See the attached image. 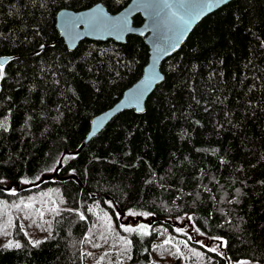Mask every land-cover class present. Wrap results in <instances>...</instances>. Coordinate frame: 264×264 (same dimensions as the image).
Here are the masks:
<instances>
[{"label": "trees", "instance_id": "obj_1", "mask_svg": "<svg viewBox=\"0 0 264 264\" xmlns=\"http://www.w3.org/2000/svg\"><path fill=\"white\" fill-rule=\"evenodd\" d=\"M130 1L0 0V57L13 58L0 78V264H264V0L204 18L145 113L118 114L82 149L148 48L130 36L69 52L55 15ZM129 213L151 222L129 227ZM184 218L220 251L179 231Z\"/></svg>", "mask_w": 264, "mask_h": 264}, {"label": "water", "instance_id": "obj_2", "mask_svg": "<svg viewBox=\"0 0 264 264\" xmlns=\"http://www.w3.org/2000/svg\"><path fill=\"white\" fill-rule=\"evenodd\" d=\"M231 1L233 0H131L116 14L109 13L101 3L81 11L59 10L55 15V29L69 52L75 51L84 40H111L124 45L128 37L136 36L143 39L149 54L138 81L123 92L115 105L92 118L81 148L118 114L124 111L144 114L147 99L164 82L161 72L163 62L182 48L191 32L204 18ZM136 16L143 20L139 27L133 24ZM12 59L0 57V64L4 68Z\"/></svg>", "mask_w": 264, "mask_h": 264}, {"label": "rangeland", "instance_id": "obj_3", "mask_svg": "<svg viewBox=\"0 0 264 264\" xmlns=\"http://www.w3.org/2000/svg\"><path fill=\"white\" fill-rule=\"evenodd\" d=\"M146 221L151 222V217L149 215H144V214H140V213H129L127 215V218L124 220L125 224L128 225L129 227H134L135 225L136 226L145 225ZM186 221H189L188 218H184L181 222H179V224L175 223L174 225H178L179 227H177V229L179 231H181L182 233H190V231H189L190 225H185L183 227L184 224H181V223L186 222ZM190 237L193 241L194 240L197 241L199 244L203 245L206 248L216 249L215 252H219L221 247H222V243L220 241H216L214 243L209 242V241H206L204 239L198 238V236H196L193 233H190ZM164 243H165V241H164ZM236 264H241V262L236 263ZM244 264H250V263L244 262Z\"/></svg>", "mask_w": 264, "mask_h": 264}, {"label": "snow or ice", "instance_id": "obj_4", "mask_svg": "<svg viewBox=\"0 0 264 264\" xmlns=\"http://www.w3.org/2000/svg\"><path fill=\"white\" fill-rule=\"evenodd\" d=\"M3 73H4V68H3V64H0V78L3 77ZM4 125L3 124H0V127H3ZM23 203V202H22ZM31 205H25V207H30ZM43 215V213H41V216ZM81 219H84L83 215H81ZM23 227V226H21ZM124 231L126 232H133V231H140L142 234H146V228L144 226H141L140 229H133V228H124ZM189 239H191V237H189ZM36 244H39L40 241H36L35 242ZM131 241H126V244H130ZM165 243L167 244L168 241H165ZM13 246L11 244V242H9V244L5 245V247H11ZM20 245L19 244H16L15 247H19ZM209 251H215L216 249H212V248H209L208 249ZM241 264H244V262H241Z\"/></svg>", "mask_w": 264, "mask_h": 264}]
</instances>
